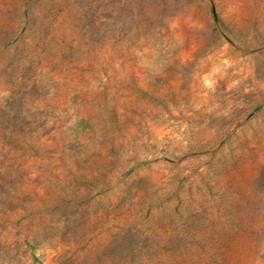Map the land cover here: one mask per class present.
<instances>
[{
    "label": "rangeland",
    "instance_id": "rangeland-1",
    "mask_svg": "<svg viewBox=\"0 0 264 264\" xmlns=\"http://www.w3.org/2000/svg\"><path fill=\"white\" fill-rule=\"evenodd\" d=\"M0 264H264V0H0Z\"/></svg>",
    "mask_w": 264,
    "mask_h": 264
}]
</instances>
